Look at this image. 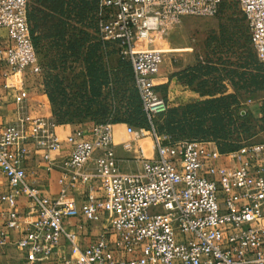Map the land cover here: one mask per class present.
Here are the masks:
<instances>
[{
	"label": "built area",
	"instance_id": "1",
	"mask_svg": "<svg viewBox=\"0 0 264 264\" xmlns=\"http://www.w3.org/2000/svg\"><path fill=\"white\" fill-rule=\"evenodd\" d=\"M223 1L98 0L99 34L117 43L130 62L148 122V129L129 126L127 133L136 141L150 134L155 157L140 147L141 172H123L111 123L77 129L65 140L57 123L45 118L7 125L0 133V175L11 191L0 196V247L15 231L22 264H264V146L221 154L214 143L172 142L159 133L154 119L168 109L154 84L163 53L135 46L159 20L214 17ZM230 1L240 5L251 45L264 63V0ZM28 12L29 0H0L2 77L4 88L16 91L19 109L29 100L25 78L42 72ZM64 143L70 150L61 161L60 184H67L51 200L28 183L25 162L33 154L54 165ZM227 156L234 168L216 164ZM97 178L102 197L90 194L81 204L68 197V190ZM19 199L32 205L35 218H21ZM79 215L103 221L96 242L84 245L68 224Z\"/></svg>",
	"mask_w": 264,
	"mask_h": 264
},
{
	"label": "rangeland",
	"instance_id": "2",
	"mask_svg": "<svg viewBox=\"0 0 264 264\" xmlns=\"http://www.w3.org/2000/svg\"><path fill=\"white\" fill-rule=\"evenodd\" d=\"M95 1L29 0V11L34 18L31 25L36 37L46 36L53 31L50 22L46 25L41 23L43 12L56 19L54 21L58 24L59 31L66 34L63 40L61 36L53 39L44 38L38 45L39 63L42 69L38 79L42 81L43 94L48 100L49 118L59 125L68 122L60 125L64 131L94 122H111L118 115L123 122L115 124L116 128L122 131L129 126L135 127L129 119L131 118L129 112L133 109L135 86L133 81L129 82L127 79V69L119 65L123 56L117 43L109 41L108 48L97 52L96 55L102 56V62L98 63L97 59L91 61L94 73L101 65L109 79L107 87L95 88V93L100 91L102 96L94 97V91L88 83L87 66L83 58L87 53L95 55L98 40L103 41L97 32L99 6L96 10ZM82 3L88 4V11L80 16ZM45 6L49 9L57 8V12L44 9ZM39 24L41 25L38 28ZM154 25L146 39L136 38L135 46L138 50H157L163 53L164 61L154 78V84L156 92L166 102L168 109L154 119L158 132L167 135L172 142L214 143L218 149L221 147L226 150L224 154L234 153L246 147L264 146V63L259 62L251 46L250 33L240 5L237 2L224 0L214 17L188 16L174 22L159 20ZM84 27L92 38L85 45L83 57L81 59L78 57L77 60L66 49L73 39L79 38V31ZM189 67H197V69L201 67L202 70L193 74L201 77L196 81L193 80L192 86H189L191 78L185 72ZM174 68L181 70L175 72L176 84L172 85ZM179 73H182L180 77ZM242 73L245 76L241 80ZM157 76H159L158 80H156ZM230 76H233L235 88L232 86ZM161 78H168L169 81L162 84L164 80ZM25 81L33 83V78L28 76ZM206 81L207 87L204 86ZM37 87L40 90L39 86ZM189 90L199 95L198 91L218 90L221 93L218 97L229 106L224 120L227 129L218 135L217 140L210 136L193 138L191 134L185 132L183 134L181 131L175 133L160 131L172 109L180 110L187 104L208 99L200 95L201 100L190 102L182 95ZM101 107L110 109L111 115L107 118L94 117L93 113ZM80 110H90L91 114L80 115ZM223 111L226 113V110ZM182 112V110L177 112V120H181ZM242 112L247 115L242 117ZM43 114L47 113L43 112ZM194 119V116L190 117L192 124ZM213 119L214 116L208 117L207 128L213 127L218 122ZM145 137L148 140L142 142L141 146L147 152L148 149H152L153 143L150 134H146ZM145 143H148V146Z\"/></svg>",
	"mask_w": 264,
	"mask_h": 264
},
{
	"label": "crops",
	"instance_id": "3",
	"mask_svg": "<svg viewBox=\"0 0 264 264\" xmlns=\"http://www.w3.org/2000/svg\"><path fill=\"white\" fill-rule=\"evenodd\" d=\"M192 66V64H191ZM179 69H175L173 74ZM33 78V83L28 82L27 85L30 87L29 100L24 105L23 108L15 104V94L16 91L12 88H4V80L2 77V70L0 65V133L9 124L16 123L20 119H35V118H45L49 121H54L49 118L48 100L46 95L43 94L42 81L38 79L39 75H30ZM159 76H157L158 80ZM162 84L167 83L168 78H161ZM172 85L176 84V77L172 80ZM35 85V86H34ZM39 86L40 90H38ZM184 98H188V101H198L202 98L200 95L194 91H185L182 94ZM43 112L47 113L46 115ZM92 126L82 125L80 128L74 130L64 131L60 125L57 124L56 132L65 140L68 136H71L77 129L85 130ZM148 140L146 137L141 140L136 141L132 135L127 133V130H122L116 128L113 125V141L116 156L118 158L120 167L123 172L127 173H140L141 172V155L139 149L142 147V142ZM153 143V141H152ZM148 146V143H145ZM70 147L67 143H64L61 153L54 156L55 164L50 165L46 163L40 156L30 154L25 162V168L27 173V181L32 186L38 189L41 195L45 198L56 200L59 198L61 190L65 187L60 184V180L64 176L65 170L61 164L64 157L69 154ZM152 150V151H151ZM146 152L148 157L154 158L155 152L152 149ZM217 165H225L227 167L234 168L235 163L227 156L219 161H216ZM93 187V189L91 188ZM11 188L8 184L7 179L0 175V196L8 194ZM68 197L74 198L78 203H83L90 194H95L99 197L103 196L101 191V182L97 178L91 184H81L78 188L74 190H68ZM3 207L0 205V231L4 229L3 221L1 218V210ZM18 210L22 219H33L35 214L32 205L28 203L25 199H19ZM73 226L79 236L81 237L82 243L84 245H89L96 242L102 232L103 221L98 223H91L85 219L82 215L75 217L68 223ZM20 233L12 231L9 233L7 246L0 247V264H22L23 256L20 254L19 250L15 246V242L19 239Z\"/></svg>",
	"mask_w": 264,
	"mask_h": 264
},
{
	"label": "trees",
	"instance_id": "4",
	"mask_svg": "<svg viewBox=\"0 0 264 264\" xmlns=\"http://www.w3.org/2000/svg\"><path fill=\"white\" fill-rule=\"evenodd\" d=\"M99 6V2L98 0L95 1V9L97 10ZM44 9H48L53 11L54 13L57 12V8L51 7L50 9L48 7H44ZM88 11V4L86 3H82V5H80V16H83L86 14V12ZM43 18L41 19V23L46 25V23L50 22L53 27L51 29V33L46 35V36H42L40 38L36 37L35 35V30L33 29L31 23L33 22V16L31 14V12H28V20L30 22L31 25V32H32V36H33V42L34 45L38 51V45L40 44L41 40H43L44 38H49V39H53L56 37L61 36V40H63V38L65 37L66 34L62 33V31H59V26L58 24L55 23L53 17L46 15L44 12L42 13ZM51 20V21H50ZM81 18H80V23H81ZM41 24L38 25V28L40 27ZM248 29V26H247ZM98 30V29H97ZM249 31V29H248ZM99 32V31H97ZM99 34V33H98ZM51 37V38H50ZM91 35L90 32L87 30L86 27L80 29L79 31V38L78 39H73L67 47V51L72 53V57L77 58L80 57V59L83 57L84 55V49H85V45L86 43L89 42ZM98 44H97V49L95 50V55H92V53H87L85 54V58H83V62L84 64L87 66L86 67V71H87V76L89 78V85L91 87V90L94 91V97H101L102 94L100 93V91H98L97 93H95V88L96 86H98L99 88H104L107 87L109 84V79L108 77H106V74L103 72V68L100 65L98 70L94 73V69L91 67V61L93 59H97V62L100 63L102 62V56L100 55H96L97 52L100 51V49H106L109 47V41H99L98 40ZM251 43V40H250ZM252 46V45H251ZM95 57V58H94ZM126 59L124 57H122V60L119 61V65L124 67L125 69H127V79L129 82H134V79L132 78L133 76V72H132V66L131 64L126 61ZM198 67V66H197ZM197 67H189L187 69V71H185L186 73L189 74L188 77L191 78V81H189V86H192V81L193 80H197L199 79V75H193L194 73H199L201 72V67L200 69ZM198 70V71H197ZM238 74V73H237ZM182 75V73H179L178 76L180 77ZM193 75V76H192ZM177 74H174L173 77H176ZM243 76H245L244 73H242L240 75V79H243ZM233 76H230V80L232 81V86L235 88L236 85L233 83L234 80L232 79ZM119 85V83H117ZM135 86V85H134ZM204 86L207 87V81L204 82ZM133 92L135 94L134 96V102L132 104L133 109H131V112H129V116L131 118L130 121L134 124V126L138 129L140 128H144V129H148V122H147V118L146 115L142 109V104H141V100L138 94L137 89H133ZM200 93V95L202 97H207L208 99L201 101V102H196V103H190L187 104L183 107H181L180 110H182V114H181V120H177V112H179L180 110L178 109H172L168 116H167V120L164 124V126L162 128H160V131H166L168 133H175L176 131H181L183 134L185 133H189L192 135L193 138H200V136H210V138H214L215 140H217L218 135H220V133H224L225 130L227 129V127L224 124V120H225V116H227V111L229 109V106L225 105L223 100L221 98H219L218 96L221 94L218 90L217 91H198ZM224 110H226V113H223ZM91 114L90 110L87 111H83L80 110V115L81 114ZM112 111L106 107H101L98 111H96L95 113H93L94 117H99V118H107V116L111 115ZM263 113V112H261ZM119 114V111H118ZM247 115V113L245 115H242V117H245ZM194 116V120H193V124L190 122V117ZM210 116H214L213 121L216 122V120L218 122H216L214 124L213 127H209L206 125L208 122V117ZM112 122V123H111ZM111 122H94V124H106V123H111L112 125L115 124H120L123 122L122 118L118 116L115 117V119H113V121ZM68 122H63L60 123V125L62 124H66ZM191 123V124H190ZM59 125V123H57ZM81 124V122H80ZM175 125V126H174ZM219 152L221 154L226 153V150L221 148L218 149Z\"/></svg>",
	"mask_w": 264,
	"mask_h": 264
}]
</instances>
